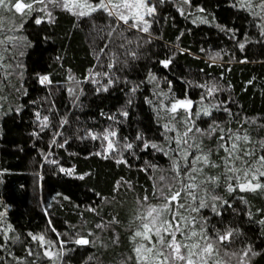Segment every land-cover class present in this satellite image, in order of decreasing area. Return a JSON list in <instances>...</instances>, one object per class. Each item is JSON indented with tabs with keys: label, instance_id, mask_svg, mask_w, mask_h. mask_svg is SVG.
Here are the masks:
<instances>
[{
	"label": "trees",
	"instance_id": "trees-1",
	"mask_svg": "<svg viewBox=\"0 0 264 264\" xmlns=\"http://www.w3.org/2000/svg\"><path fill=\"white\" fill-rule=\"evenodd\" d=\"M152 2L156 15L149 18L151 35L128 30L123 35L133 43L126 47L107 35L109 18L103 13L81 18L47 4L50 21L41 11L22 19L14 9L0 8V38L15 35L26 42L4 52L0 61L12 65L0 70V264H52L43 255L46 250L62 253L56 264H135L130 237L138 201L148 196L149 203L158 205L154 185L162 175H175L171 158L177 145L169 137L177 133L164 127L171 122L184 130L165 111L175 100H191L193 112H202V106L211 109V116L195 119L201 129L215 121L225 130L211 138L197 134L218 167L196 165L203 167L196 182L216 176V184L201 187L220 199L198 192L208 206L190 212L198 221L196 230L204 225L213 237L233 230L232 242L220 244L214 257L221 264H264V190H228L236 181L225 170L226 153L218 140L220 135L249 136L252 142L240 146L254 153L244 158L253 167L264 155V11L254 6L258 0L252 8L242 7L239 0ZM36 18L42 23L36 24ZM117 57L126 63H114ZM164 60L171 61L167 68ZM95 73H100L98 83L92 79ZM42 76L50 83L42 84ZM212 86L219 90L209 95ZM44 117L47 127L42 126ZM106 131L117 133L110 137L115 148L110 155L104 151ZM145 142L162 150L145 149ZM127 143L133 144L131 150L124 147ZM190 151L198 154L195 148ZM113 218L119 223H110ZM30 234L45 236L55 247L42 246ZM77 234L95 243L79 246L74 243Z\"/></svg>",
	"mask_w": 264,
	"mask_h": 264
},
{
	"label": "snow or ice",
	"instance_id": "snow-or-ice-1",
	"mask_svg": "<svg viewBox=\"0 0 264 264\" xmlns=\"http://www.w3.org/2000/svg\"><path fill=\"white\" fill-rule=\"evenodd\" d=\"M159 2L163 3L164 0H159ZM183 3L190 4V0H183ZM239 3L242 7H253V0H239ZM35 4L45 5V7L37 9L34 6ZM47 4H52L54 7H61L66 12L81 18L92 17L93 14L98 12L105 14L109 18V24L106 26L107 35L112 38V42L115 43L116 39L126 42L117 45L118 47H126V44L133 43L131 38L123 35L128 30L135 29L137 32L151 35V20L149 18L156 15V5L152 0H98L96 3H93L92 0H0V8L14 9L15 13L20 14L22 19L34 11H41L51 21L52 13L47 10ZM254 6L264 11V0H258ZM180 11L183 14V10L180 9ZM199 11L203 12L204 9L201 8ZM261 19H264V17H261ZM35 23L40 24L42 20L36 18ZM20 27L22 28L23 25L21 24ZM118 28L119 31L117 32ZM15 30L9 29L8 31ZM99 31L103 32L105 28H100ZM113 33H115V37H113ZM261 34L264 35V30H262ZM23 46H26L23 37L4 35L3 38H0V61L4 60V52H8L10 48L20 49ZM105 47H107V44ZM239 47L243 50L245 45L241 43ZM101 52H103V49H101ZM128 52H131L133 58H136L135 51L129 49ZM128 52L125 54L127 55ZM17 55H22V52H18ZM170 62V60L161 61L165 68L168 67ZM114 63H126V61H120L117 57ZM113 66V62L108 64V68H112ZM16 67L19 68L22 65L18 63ZM7 68H12V65L0 63V70ZM96 75H100V73L93 74L92 79L94 83H98L95 80ZM40 82L42 84L50 83L48 76L40 77ZM112 83L113 80L109 79L108 86ZM108 86H104L102 90L107 91ZM207 90L208 94L211 95L219 89L218 86H212ZM215 107L217 110L220 108L219 105ZM165 111L170 114L171 121H175L176 123L182 122L184 130L179 132L171 122L164 126L166 132L177 133L175 137H169L177 145V148L173 149L177 155L171 158V170L175 175L171 177L162 175L159 177V183L154 185L155 191L153 195L160 200L158 205L149 203L148 196L138 201L140 210L133 220L134 228L130 237L134 244L135 264H210V262L211 264H221V261L214 259V257L220 253V244L232 242L233 230H226L223 234L217 231L214 237L205 231L204 225H201L200 230L197 231L195 225L198 221L196 217L190 216V212L198 213L201 208L208 206L205 197L199 195L198 192H206L213 201L220 199V197L212 195L210 189L201 187V185L216 184L218 179L216 176H206L199 183L196 182L200 174L203 173V167H218L209 158L211 150L205 152L201 148L200 142L197 141V134L201 137L207 136L211 138L217 130L221 132L225 130L219 129V125L215 121H213L208 129H201L197 126L195 119H199L201 115L211 116L212 112L209 107L203 106L202 112H193L191 100H175ZM225 111L228 110L225 109ZM122 114L127 116V112ZM36 115L39 119L40 114L37 113ZM110 119H114V117H110ZM47 120V117L43 118V127L48 126ZM116 135L117 133L115 131H106L102 135V139L108 141L104 151L109 153V155L115 151L113 141L110 137H115ZM91 138L95 140L100 137L92 135ZM137 139H142V136L138 135ZM218 140L222 142L220 147L226 153L224 157L225 170L232 174L229 179H235L236 181L235 187L232 184L228 185V190L230 192L236 190V188L241 192L264 190V182H262V178H264V155L256 159L258 166L253 167L244 158L246 156H253L254 153L242 149L240 146L241 142H252L249 136L233 134L226 138L224 135H220ZM189 141L192 142L189 143ZM260 144L264 147V141H260ZM149 146L157 150H162L156 144L149 145L148 142L144 143L145 149ZM124 147L131 150L133 144L127 143ZM193 148L196 149L198 154H192L190 150ZM97 155H101V153H97ZM189 156H192L191 160H189ZM104 158L107 159L109 156H104ZM116 162L118 164L126 163L123 159H117ZM53 163L55 162L53 161ZM196 165H202L203 167H197ZM149 166L155 167L154 165ZM144 170L146 171L147 169ZM60 171L66 172L68 170L60 168ZM193 173L197 175L194 176ZM68 174H71V172H68ZM80 178L83 179L82 176ZM193 204L196 206L192 207ZM211 207L213 211H216V205L214 203ZM89 211H95V209L90 208ZM186 213L189 214L186 215ZM110 223H119V221L113 218ZM260 223L264 224V220L260 221ZM97 227L104 228L105 225L98 224ZM52 230L55 231V229ZM30 235L32 240L38 241L42 246L47 245L49 248L55 247L54 242L46 240L43 235ZM74 243L79 246H87L94 244L95 241H89L87 238L77 234ZM64 247L65 242L60 241V248L64 249ZM251 251V248L247 249L243 252V256L247 257ZM227 254V251H225V255ZM252 254L255 255L256 253ZM29 255H32V253L29 252ZM43 255L52 261V264H56L62 258V253L58 251L46 250Z\"/></svg>",
	"mask_w": 264,
	"mask_h": 264
}]
</instances>
